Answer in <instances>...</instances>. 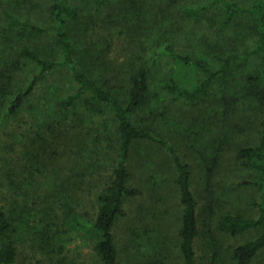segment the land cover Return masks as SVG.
<instances>
[{
	"label": "trees",
	"instance_id": "16d2710c",
	"mask_svg": "<svg viewBox=\"0 0 264 264\" xmlns=\"http://www.w3.org/2000/svg\"><path fill=\"white\" fill-rule=\"evenodd\" d=\"M114 36L127 45L122 63L110 56ZM185 113L217 145L203 158V206L191 165L156 137ZM157 142L172 160L154 156ZM92 145L116 151L111 173L82 160ZM232 153L256 213L226 212L206 226ZM170 178L181 206L171 224L179 264H264V0H0V264H85L73 236L96 264H157V245L141 247L140 231L121 222L145 199L139 210L158 221L147 231L166 238L156 214Z\"/></svg>",
	"mask_w": 264,
	"mask_h": 264
},
{
	"label": "rangeland",
	"instance_id": "374dc122",
	"mask_svg": "<svg viewBox=\"0 0 264 264\" xmlns=\"http://www.w3.org/2000/svg\"><path fill=\"white\" fill-rule=\"evenodd\" d=\"M25 12L28 13V11ZM108 41L111 43L112 50V54L110 56L117 58L118 63L124 62L127 57V55L124 53L125 48H127L125 40L119 38L118 36H114L110 37ZM194 45H196L195 42L188 43L183 47L182 50H187L188 47H193ZM176 106L177 103H174L173 106H171L172 111ZM173 115L177 116L178 114ZM173 115L169 116V118L165 121L164 126L159 129V135H156V137L157 139L166 142L168 146L173 148V152L177 153L181 160L191 165L192 173L194 175L193 189L200 192L198 194V198L201 202V205L203 206L207 200V196H205L207 192H204L206 176L205 162H203V158H209L213 156L217 145L216 142L210 141V136L207 133H204L205 130L202 129L200 124H197V119L190 113H185V115H182L181 117H175ZM178 120H180L182 124H179L180 122H178ZM201 134L204 136L203 139L198 137V135ZM234 134L235 133H233V135ZM214 136L215 134L213 133V138H211L212 141L215 139ZM3 138L1 135L2 142H5L7 139L5 138V135H3ZM243 139L245 138H242V136L239 135V140ZM107 144H109V141ZM230 145L231 144H226V148ZM158 146H160V148H158ZM153 149V152L155 153L156 151L157 153L154 155L156 158L165 157L169 160H172V151H170L167 146L162 145V143H154ZM232 155L233 153L228 154L225 157L226 168L223 172H219L217 175L218 178L214 182L213 193L219 196L220 199L218 200H220V203L219 206H216L215 214L212 220L208 218L209 216L205 219V215H203L206 226L210 225L215 227L219 217L226 212L237 210L242 214L256 213L257 208L255 205L259 200L254 195L255 190L253 189V185L250 183V178L247 177L245 171L241 170L240 167L235 164V162L230 163ZM116 158V151L110 150L107 145L101 153H99L93 145L89 146L82 152V160H86V164L96 163V167L100 168V171L103 175L111 173L112 165L115 164ZM139 172L140 170L137 169L136 173ZM165 176L167 178L168 174ZM166 182L170 183V187H168L167 190L171 189L172 191L170 193L167 192L166 196L161 198L160 213L158 212L156 214L157 217L162 218L161 222L165 226L166 230L168 228V234L166 235V238L159 234L160 231H147V229L157 230L158 221L152 222L151 220L146 219L148 214L139 210L140 204H149V201H145V199L143 203H140L141 201L138 200L134 202L131 207L127 208L129 216L122 220L121 227L123 228L128 224L135 226L137 230L140 231L139 234H142V236H139L142 237L141 245L143 246L141 247H147L146 245L150 240L157 245V249L154 251V255L157 256L155 258V262H157V264H179V251L175 245V237H177V224H171L178 221L179 214H181V206L176 187L174 186L173 178H170ZM229 193L232 194V197L227 196ZM165 209H167V211ZM121 227L119 232L122 231ZM214 230H216V228H214L213 231ZM214 234L218 237L217 231H214ZM244 240L241 238L237 240L224 238L223 242L225 246H228L230 244L236 245V243H242ZM210 247L211 246L209 245L208 238H204L203 235H201L199 244L197 246V251L199 259L204 263L208 262L207 260L209 257ZM70 249L73 250L72 253L75 254L74 257H76L77 261L84 262L85 264H96V261H93L94 253L86 240L73 236Z\"/></svg>",
	"mask_w": 264,
	"mask_h": 264
}]
</instances>
